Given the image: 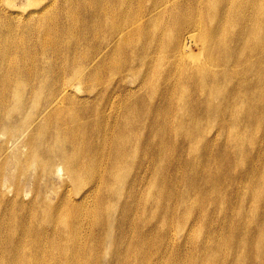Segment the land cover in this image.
<instances>
[{
  "label": "rangeland",
  "instance_id": "rangeland-1",
  "mask_svg": "<svg viewBox=\"0 0 264 264\" xmlns=\"http://www.w3.org/2000/svg\"><path fill=\"white\" fill-rule=\"evenodd\" d=\"M67 1L0 0V49L6 48L5 32L11 31L13 53L17 39L39 52L29 58V69L26 56L21 66L13 61L20 55H11L5 65L0 60V76L3 72L8 79L3 85L11 87L18 81L28 88L42 86L30 121L46 93L53 91L48 89L60 79L63 69L57 68L78 56L66 55L67 30L82 36L77 52L92 59L100 42L89 32L96 28L105 38L104 28L111 22L106 8L118 5L131 19L145 2L73 0L69 11ZM92 13L97 14L94 19ZM37 35L50 45L43 50L49 55L42 53ZM109 60L115 61L113 68L106 65L85 72L93 73L84 79L88 88L78 83V77L71 83L76 86V102L92 100L85 120L98 132L117 130L128 107L137 109V122L120 149L110 145L113 137L103 140L93 173L84 174L80 182L60 180L62 165L59 177L37 175L32 187V168L38 165L28 152L0 155L1 177L12 189L9 194L0 190V264H264V90L260 88L264 86L253 75L260 66L255 63L238 83L228 80L199 94L191 89L188 96L162 81L159 67L152 74L149 57L137 51L120 55L117 46ZM39 63L45 69L43 80ZM125 64L123 70L117 67ZM246 90L254 92L255 101H260L257 106L233 99ZM104 106L107 110L100 119L97 113ZM131 148L134 154L129 156ZM13 176L21 187H15ZM86 187L95 190L91 191L95 202L80 200ZM55 205L63 213L52 221Z\"/></svg>",
  "mask_w": 264,
  "mask_h": 264
},
{
  "label": "bare ground",
  "instance_id": "bare-ground-1",
  "mask_svg": "<svg viewBox=\"0 0 264 264\" xmlns=\"http://www.w3.org/2000/svg\"><path fill=\"white\" fill-rule=\"evenodd\" d=\"M71 3L73 0L67 1L69 11L73 7ZM81 4L86 7L84 3ZM122 4L125 2L122 1ZM164 13L168 14L167 19L162 18ZM105 15L111 20L104 28L105 38H101L96 28L89 32L96 43L100 42L92 50V59L90 55L77 52L83 42L82 36L79 38L71 28L67 30L70 37L65 45L66 55L78 56L72 59L70 64L57 68L63 69V72H59L60 79L54 81L48 89L53 91L48 95L46 93L41 108L31 121L28 120L32 118L29 117L30 110L41 97L38 89L42 86L28 88L18 81L13 82L11 87L5 86L3 82H7L8 79L7 76L3 77L1 71L0 155L2 153L6 155L11 151L28 152L29 157L38 165V169L32 168L33 179L29 181L32 187L37 175H44L50 180L59 177L62 165L65 166V171L60 180L65 183L69 182V179L82 181L81 177L84 174L93 173L97 163L95 156L103 152L105 138L113 137L110 145L115 147L114 149H120L122 147L120 143L127 139V132L133 128L132 124L137 122L136 108L125 109L117 130L103 128L98 132L85 120L88 111L93 107L92 100L86 99L82 103H77L74 90L76 86L71 84L78 77V83H82L86 89L89 85L84 79L89 80L93 74H85L86 71L98 70L106 65L113 68L116 65L115 61L109 59L117 46L120 55H133L137 51V55L149 57L148 70L155 74L156 68L159 67L162 70L159 74L160 78L163 76L162 81L173 88L183 90L186 95L188 92L190 94L191 89L193 94L195 91L199 94L205 87H216L232 79L238 83L241 75L250 72L255 63L260 67L257 73H254L255 69L253 70V75L256 79L262 80L264 86V0H145L142 9L136 10L131 19H126L127 16L118 5L115 8L107 7ZM96 16L97 14L92 13L93 19ZM13 17L17 20L18 13L13 14ZM37 27V32H41L42 26ZM130 28L132 29L127 31ZM133 29H137V32ZM5 33L7 46L0 49V60L4 64L11 55H20L21 57L13 61L21 66L25 63L26 56L28 57L26 67L29 69V58L35 57L39 52L17 39L13 53L9 49L11 43L9 39H14V35L11 31ZM60 37L61 35L56 37L55 43ZM37 38L42 53L49 55L50 53L43 50L50 45L45 43L43 36L37 35ZM101 57L103 60H99ZM117 67L123 70L127 65ZM38 69H44L42 63H39ZM44 71L45 69L39 74L42 80ZM117 75L120 76V72L117 71ZM152 82L151 79L146 86H150ZM244 83L250 87L248 81L245 80ZM260 88L264 90V87ZM246 91L240 95L235 94L233 99L257 106L260 101H255L254 92ZM259 97L260 94L257 95V99ZM186 102H189V98ZM105 107L107 106L97 113L100 119L107 110ZM83 109L87 110L80 113ZM27 133L26 138L17 146L20 137ZM132 138L136 139L137 135H133ZM136 149L137 145L134 150ZM134 150L131 148L128 155L132 156ZM123 154L127 155L126 152ZM86 155L90 156L87 161L84 158ZM113 168L114 164L111 163V170ZM2 173L1 169L0 190L12 193L11 184L3 182ZM12 182L15 187L18 185L21 187L14 176ZM106 187H110V184ZM19 190L21 192V188ZM91 191L95 190L86 187L80 194V200L95 202ZM20 196L23 200L25 195L21 193ZM71 198L73 200L75 195H71ZM55 199L58 201V198ZM63 205L66 204L62 203L60 206ZM62 213L63 211L55 205L52 221Z\"/></svg>",
  "mask_w": 264,
  "mask_h": 264
}]
</instances>
